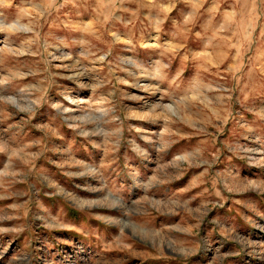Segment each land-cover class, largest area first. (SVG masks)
<instances>
[{"label": "rangeland", "instance_id": "1", "mask_svg": "<svg viewBox=\"0 0 264 264\" xmlns=\"http://www.w3.org/2000/svg\"><path fill=\"white\" fill-rule=\"evenodd\" d=\"M0 264H264V0H0Z\"/></svg>", "mask_w": 264, "mask_h": 264}]
</instances>
